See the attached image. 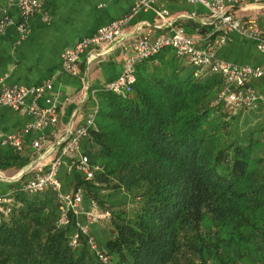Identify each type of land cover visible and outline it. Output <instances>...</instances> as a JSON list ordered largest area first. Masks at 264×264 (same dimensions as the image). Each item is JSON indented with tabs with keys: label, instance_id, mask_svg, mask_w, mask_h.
<instances>
[{
	"label": "trees",
	"instance_id": "obj_1",
	"mask_svg": "<svg viewBox=\"0 0 264 264\" xmlns=\"http://www.w3.org/2000/svg\"><path fill=\"white\" fill-rule=\"evenodd\" d=\"M222 88L164 49L137 65L126 98L99 91L82 151L100 169L71 177L111 231L91 224L71 246L75 219L57 227V193L30 194L24 177L0 213V264H264V129L217 102Z\"/></svg>",
	"mask_w": 264,
	"mask_h": 264
},
{
	"label": "built area",
	"instance_id": "obj_2",
	"mask_svg": "<svg viewBox=\"0 0 264 264\" xmlns=\"http://www.w3.org/2000/svg\"><path fill=\"white\" fill-rule=\"evenodd\" d=\"M43 0H9L18 11L16 29L22 37L27 35V22L30 17L40 12ZM180 2L183 0H173ZM193 4L203 6L210 17L218 23V29L222 33L233 32L238 36L254 43L256 49L264 53V35L256 21H241L235 18L228 10L232 7L245 4L261 5L264 0H188ZM155 0H136L132 5L130 14L124 18L110 22L100 27L89 37L80 39L73 47L66 49L61 56V70L66 74L75 75L77 65L82 57L94 50L96 53L104 52L108 46L116 44L125 33L130 18L139 11L151 10L154 13V21L162 27V33L153 38L150 30L140 34L130 47L129 53L124 59L122 69L118 76L107 82L100 89H92L88 96L86 93L85 115L79 124L74 120L66 124L62 131L52 132V142L43 136V130L54 128L59 122V105L51 96L53 84L45 82L33 86L8 85L4 78H0V108H6L12 112L25 114L27 121L19 133L0 136V147H8L15 151H22L31 134H36L31 142V147L40 153V159L45 155L55 153V158L48 168H42L40 160L34 161L11 178L0 173V180L19 182L24 176L25 182L22 190L35 194L46 189H52L57 193L61 205V213L57 220V227H73L74 232L70 236V245L77 243L78 233L87 234L89 226L94 223L106 221L110 218L107 210H102L91 201L87 210L82 206L85 193L82 187L73 186L63 191L58 172L64 167L66 174L73 172L82 176L85 181L93 180L94 174L100 169L92 167L89 158L83 154L82 142L95 130V118L98 111L96 95L99 91L111 92L122 98H126L135 83V70L139 63L151 59L164 49H170L177 57L184 58L188 64L197 69V74L208 70L212 74L220 76L223 80V88L218 94L217 102L224 104L233 113L239 111H253L260 105V98L251 87V82L264 77V72L256 67L237 65L219 59L209 50L199 49L192 37L180 26H171L167 17L168 11L154 7ZM190 14L188 18L194 17ZM44 21L50 18L43 13ZM11 21L4 17L0 21L1 28ZM93 55V54H92ZM40 102L43 105H40ZM90 109L88 110V106ZM11 203L10 193L0 194V213L7 214ZM91 245L94 246L93 241ZM106 263V258L101 257Z\"/></svg>",
	"mask_w": 264,
	"mask_h": 264
},
{
	"label": "crops",
	"instance_id": "obj_3",
	"mask_svg": "<svg viewBox=\"0 0 264 264\" xmlns=\"http://www.w3.org/2000/svg\"><path fill=\"white\" fill-rule=\"evenodd\" d=\"M135 1L43 0L40 12L30 17L27 22V35L22 37L16 29V6L9 0H0V21L4 17L11 21L3 28L0 26V78H4L8 85L29 87L45 82L53 84L51 96L59 105L60 115L54 128L42 132L49 142L53 141L51 134L55 130L62 131L66 124L73 120L75 124L82 121L85 112L80 109L85 107L86 93L104 86L118 76L130 47L140 34L150 30L151 36L155 38L162 33V27L154 21V13L151 10L139 11L130 18L124 35L116 44L108 46L104 52L96 53L92 50L82 57L75 75L62 72L61 56L66 49L73 47L80 39L91 36L98 28L128 16ZM154 7L167 10L168 23L171 26L183 27L199 49L209 50L215 57L227 62L256 67L264 72V53L258 51L254 43L236 33L229 32L224 35L222 30L218 29L217 21L210 17L200 4H193L188 0H155ZM228 11L241 21H256L264 35V3L259 6H234ZM44 12L50 18L48 21L42 19ZM190 14L195 16L188 18ZM250 85L259 96L260 105L256 110L246 111L244 115L249 117L252 126L261 124L264 129V77L253 80ZM40 105L43 103L40 102ZM77 117L79 120L76 122ZM26 121L25 114L1 107L0 136L19 133ZM35 135L28 136L22 151L0 147V158L11 163L5 168L0 167V173L11 178L38 160L42 168L50 166L55 153L40 159V153L31 147ZM31 153H36V157ZM18 155L29 158V162L22 168L14 166L11 162V159ZM58 177L63 191L73 186L72 177L66 174L64 167L60 168ZM13 183L0 180V194L9 193L8 186ZM90 203L91 201L85 198L82 210H87Z\"/></svg>",
	"mask_w": 264,
	"mask_h": 264
},
{
	"label": "rangeland",
	"instance_id": "obj_4",
	"mask_svg": "<svg viewBox=\"0 0 264 264\" xmlns=\"http://www.w3.org/2000/svg\"><path fill=\"white\" fill-rule=\"evenodd\" d=\"M101 87H102V86H101ZM101 87H98V88H95V89H100ZM91 93H92V90H90L88 96H89ZM73 99H74L75 101H77L74 97H73ZM90 105H91V104H89V106H88V110L90 109ZM80 110H83V109H80ZM83 112H84V111H83ZM235 113H236V112H235ZM246 113H247V112H243V115L246 114ZM78 117H79V116H78ZM78 117H77L76 122L79 120ZM234 117L237 118L238 116L236 115V116H234ZM250 124L252 125V123H250ZM31 154H32L33 157H36V153H35V154H34V153H31ZM242 166H243V163H241V162H232V163H231V167H232V168L234 167V170H241ZM14 171H15V170H14ZM9 172H10V171H9ZM108 224H109V223H108V222L105 223V221L99 223V224H98V230H99V231H100V230H105L106 232L111 231V229H110V227H109Z\"/></svg>",
	"mask_w": 264,
	"mask_h": 264
}]
</instances>
